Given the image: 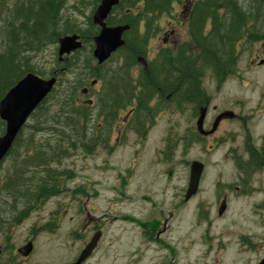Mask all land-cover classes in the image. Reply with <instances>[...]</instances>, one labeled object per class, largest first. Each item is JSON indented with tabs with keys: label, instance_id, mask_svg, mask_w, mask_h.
Segmentation results:
<instances>
[{
	"label": "rangeland",
	"instance_id": "obj_1",
	"mask_svg": "<svg viewBox=\"0 0 264 264\" xmlns=\"http://www.w3.org/2000/svg\"><path fill=\"white\" fill-rule=\"evenodd\" d=\"M31 1L0 0V50L6 47L15 7H25ZM196 1L177 0L169 14L159 16L154 26L157 30L146 48L148 62L158 51L172 49V43H189L187 14ZM95 3L66 0L61 11V28L70 35L82 34L81 51L59 62L56 43L24 57L43 79L50 78L54 71L60 72L62 76L55 87L58 91L61 87L65 90L71 85L77 87V83L82 85L77 87V95L78 104L87 107L86 138H92L99 146L86 152L79 142L81 132L60 129L55 116L46 126L49 132L32 133V127L21 132L20 143L0 165V264L74 262L94 234L92 225L80 231L87 220L86 213L102 231V238L84 264H259L264 259V171L252 175L245 192H236L242 184L235 162L247 159L243 143L249 137L254 149L264 139V65H257L264 61V39L238 48L235 76L218 87L210 71H205L201 84L210 101L204 129L210 128L218 113L232 110L247 122L246 131L242 121H227L220 126L216 141L196 139L190 143L196 132L194 106L160 102L153 116L154 125L143 142L128 131L119 146L110 148L116 133L111 132L112 118L100 113V99L109 100L112 80L121 78L114 71L123 62L116 53L99 67L102 78L91 75L97 64L93 58L86 63L92 55V43L90 46L86 36ZM238 6L248 9L250 2L238 0ZM183 7H188L185 14ZM170 30L174 31L173 36H168L164 44L162 34ZM259 35H264V27ZM124 77L138 79V67ZM91 81L97 83L87 97H82L80 91L90 87ZM89 100L92 104H85ZM48 105L57 109L53 101ZM125 114L126 110L119 113L118 122L126 119ZM27 124L37 123L29 118ZM130 124L127 129H131ZM108 134L110 139L106 142ZM57 145L69 149L67 157L48 167L51 173L64 175L59 181V192L21 219L18 214L23 203L18 197L8 196L11 192L5 191L10 185H6L7 179L12 174L22 175L18 178L20 187L31 189L42 169L26 166L23 157L37 156L34 150ZM193 161L203 164L204 171L198 193L184 203ZM223 193L228 194L227 208L218 217ZM28 241L33 242V251L24 260L17 256L16 249Z\"/></svg>",
	"mask_w": 264,
	"mask_h": 264
},
{
	"label": "trees",
	"instance_id": "obj_2",
	"mask_svg": "<svg viewBox=\"0 0 264 264\" xmlns=\"http://www.w3.org/2000/svg\"><path fill=\"white\" fill-rule=\"evenodd\" d=\"M95 1L96 7L99 0ZM247 1L250 2L248 9L238 6V0H197L190 6L187 14L189 43L181 44L173 51H161L143 72V139L148 129L154 125L153 116L158 111L159 105L157 103L154 105V100L162 103L175 102L178 106L194 105L197 108L205 103L206 94L201 87L205 71H210L214 82L218 87L221 86L227 78L237 74L238 48L243 44L264 39V35H259L264 27V0ZM65 2L66 0H32L25 7L22 5L15 7L6 33L4 43L6 47L3 46L0 50V100L27 73L43 76L30 67L24 55L56 44L61 36L67 34V30H63L60 25V15ZM176 2L177 0H120L106 21L109 26L130 27L124 35L126 45L117 52L123 64L118 71H114L115 76L118 75L122 80L126 79L124 76L127 74L124 71L137 65V59L145 56L148 41L157 30L154 28L156 20L163 14H169ZM88 22L90 30L86 39L91 46L92 37L96 35L98 29L91 24L90 18ZM77 33L82 37V34ZM90 60L91 55L86 63ZM67 65L68 62L64 66ZM100 68L97 66L92 71V77L102 78L98 72ZM61 76L62 74L57 71V84ZM75 86L71 85L65 90L61 87L59 91L55 88L31 115L30 118L35 119L37 124L34 126L26 124L22 131L32 127V133L49 132L50 129L46 126H49L48 121L55 116L57 119L55 124L59 125L60 129H68L72 133L81 132L79 142L85 147L86 152L91 153L93 146L99 143L92 138H86L87 107L78 104L77 87L82 85L77 83V87ZM165 93H170L169 101L163 98ZM114 99L111 94L109 100L100 99L102 104L100 113L112 117L121 103L116 99V104L113 105ZM131 99L136 100L133 120L139 122L140 94L132 93ZM52 101L56 104L55 110L48 105ZM61 118L63 119L60 120ZM3 132L4 124L0 121V135ZM20 134L11 151L20 143ZM197 136L196 133L191 135L190 141H195ZM72 149H75V144ZM68 151L69 149L57 145L34 150L37 156L23 157L26 166L42 169L31 189L20 187L21 182H18V178L22 175L12 174V177H8L6 185L10 184L8 186L10 188L3 190L10 189L11 193H8V196L18 197L23 203L18 214L21 219L39 203L43 204L58 194L61 185L59 181L64 175L51 173L48 167L51 162L67 157ZM255 153H251L249 159L251 166L258 168L264 161V151Z\"/></svg>",
	"mask_w": 264,
	"mask_h": 264
},
{
	"label": "water",
	"instance_id": "obj_3",
	"mask_svg": "<svg viewBox=\"0 0 264 264\" xmlns=\"http://www.w3.org/2000/svg\"><path fill=\"white\" fill-rule=\"evenodd\" d=\"M119 0H100L99 5L91 17L92 24L99 28L98 34L93 38L94 49L93 58L98 65L105 63L112 54L125 46L123 36L129 30L128 25L107 26L106 19L113 8L118 6ZM58 61L61 62L64 56H68L82 48L80 37L76 34L66 35L57 41ZM146 65V62H143ZM264 61L258 63L263 65ZM57 82L56 73L50 78L43 79L33 73L24 75L13 87H11L4 97L0 100V121L4 123V132L0 135V164L7 156L10 149L27 123L31 114L39 107L46 97L53 91ZM205 109H202L196 121V129L202 135H209L217 127V124L223 119H232L231 112L220 114L212 126V130L205 133L203 131V121L205 118ZM203 165L200 162L193 161L190 164L189 180L184 202L189 201L196 195L200 178L203 172ZM225 211V201L220 203L217 215L220 217ZM101 238V232H96L88 241L86 246L80 252L77 259L70 264H83L94 252ZM33 250V243L27 242L23 247L16 250L22 258L30 256ZM1 256V247H0ZM264 264V259L259 263Z\"/></svg>",
	"mask_w": 264,
	"mask_h": 264
},
{
	"label": "flooded vegetation",
	"instance_id": "obj_4",
	"mask_svg": "<svg viewBox=\"0 0 264 264\" xmlns=\"http://www.w3.org/2000/svg\"><path fill=\"white\" fill-rule=\"evenodd\" d=\"M182 9H183L182 13L185 14L187 12L188 7H183ZM173 33H174V31H171V30L169 32L168 31L164 32L162 34L161 41L164 44H167V42H168L167 37L168 36H173ZM171 46H172V49H170V50L173 51L179 45H177L175 43H172ZM160 52L161 51H158L157 55ZM146 55L147 54H145L144 58L137 59L138 66H133V67L128 68L127 70L124 71L128 76H130V74L134 70V67H138V79H135V80H132V79L112 80V84H111L112 92H111V94H113L112 97H115V99H114L115 103L113 105L116 104V99H119L121 101V103H120V107L115 110V113L112 114V117H111L112 118L111 119V121H112L111 132L112 133H114V132L116 133V138L114 139V143L112 145H110V148L119 146L121 137L126 138V133H128V131L132 132L137 138H139L143 142V84H144L143 72L147 70V67H148V64H149L148 60L146 59ZM143 62H146V65ZM96 83H97V81H94V82H92L90 87L85 88L83 90L82 97H87L88 94H89L90 88L94 87L96 85ZM132 93H134V94L139 93L140 94V98H141L139 122L133 120V116H134V113H135L134 111L136 109V100L135 99H131V94ZM163 98L166 101H169L171 99L170 93H165ZM87 102L88 101H85V104H87ZM209 102H210L209 98L206 96L204 104L199 105L197 108H195V106L193 105L194 109L196 111V114H197V118L199 117L200 112H201L202 109L206 110L205 118H204V121H203V131L205 133H207V132L212 130V126L214 124V121L216 120V118L220 114H222L224 112H231V113H233L234 117L232 119H223V120H221L217 124V127L212 132V134H209V135H202L196 129V132H194V133L198 134V136H197L198 140L200 139L202 141H208V140L216 141V139H217L216 138V134H217L220 126L223 123L227 122V121H236L237 123H240L242 121L243 122V128L246 131L245 127L247 126V122L243 121V119L240 116L236 115L234 112H232V110L222 111V112L218 113L215 116L214 120L212 121V123L210 125V128L205 130L204 129V122H205L207 111H208V108H209ZM156 103L159 105L160 102L158 100H154V105ZM128 106H131V107L129 109H127ZM158 109H159V107H158ZM124 110H126V114H125L126 115V119H121V122H118L119 113L123 112ZM128 124L131 125V127H130L131 129H127L126 128V126ZM110 127H111V123H110ZM110 127H109V133H110ZM108 138L110 139L109 134H108V137H106V142L108 141ZM262 140H263V142L261 143V146L258 149H254L252 147V144L250 142V137L247 139V141H244L243 147L246 148L247 159L243 160V161L239 159V161L235 162V166H236L237 170L240 173V179H241L240 183L242 184L241 187H236V189H235L236 192H240V191L245 192L244 189H245V187H247L246 184L248 185V184L251 183L252 175L254 173H259V172L262 173L264 171V161L259 164L258 168H256V166H251V162H250V159H249L251 153H255V152H261L262 153L264 151V139H262ZM191 142L192 141H190V143ZM96 147H98V146H94V148H96ZM255 154H257V153H255ZM240 167H242V168L245 167V169H242ZM203 171H204V168H203ZM169 174H171V171H169ZM227 199H228V194L223 193L220 203L222 201H225V208L227 206ZM184 203H187V202H184ZM86 219L87 220H86L85 224L82 226V228L80 230L81 232L86 230L85 228H88L89 225H92V227L94 229V233H96L97 231H101L99 228H97L94 220L92 218H90L87 213H86Z\"/></svg>",
	"mask_w": 264,
	"mask_h": 264
}]
</instances>
